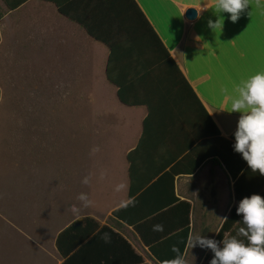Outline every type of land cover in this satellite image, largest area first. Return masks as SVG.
<instances>
[{"label":"crops","instance_id":"1","mask_svg":"<svg viewBox=\"0 0 264 264\" xmlns=\"http://www.w3.org/2000/svg\"><path fill=\"white\" fill-rule=\"evenodd\" d=\"M134 1L220 135L229 139L241 113L228 112V96L241 80L264 71V0L260 6L250 0L235 23L229 13H220L223 26L215 31L208 26L209 20L215 23L218 19L212 0ZM70 2L27 0L10 10L0 0V99H6L9 88L14 86L13 78L3 75L7 59L14 52L18 55L21 49L31 48L35 77H48L52 95L78 103L82 143L86 146L81 157H67L64 161L48 159L42 152V142H37L38 149L19 150L16 182L0 188V264H62L68 257L65 249L70 241H62L61 251L59 234L84 218L119 232L141 259L138 261L118 243L95 240L66 264H164L175 258L171 250L174 245L181 250L180 235L157 243L144 242L132 226L112 216L120 201L129 199L131 175L126 155L137 144L147 109L119 100L117 87L106 75L109 49L61 12L70 8ZM199 2L202 8L205 3L209 9L197 18L194 8L196 16L187 19L186 10ZM129 56L138 58L140 53ZM20 124L19 133L23 128ZM29 130L37 132L35 128ZM94 146L100 150L90 155ZM102 172L106 175L100 179ZM148 172L134 171V185L144 181ZM90 174V185H84L82 180ZM122 182L127 183V191L116 193L115 186ZM252 182L245 181L240 201L248 197ZM173 186L176 198L190 204L188 235L198 232L223 248V239L236 236L244 226L243 215H237L234 178L220 161L206 159L192 174L175 176ZM81 192L95 201V207L82 209L77 220L70 208L80 206L76 197ZM152 195L172 198L170 190H156ZM260 196L264 197V193ZM233 207V220L222 229ZM168 224L167 220L162 223L164 227ZM238 238L248 243L246 238ZM182 253L188 264H210L214 258L210 249L198 245L188 248L187 240Z\"/></svg>","mask_w":264,"mask_h":264},{"label":"trees","instance_id":"2","mask_svg":"<svg viewBox=\"0 0 264 264\" xmlns=\"http://www.w3.org/2000/svg\"><path fill=\"white\" fill-rule=\"evenodd\" d=\"M2 1L8 9L14 10L27 0ZM68 7L59 6L65 16L109 49L106 75L117 87L119 100L128 106L147 109L137 144L126 155L131 175L129 198H134L135 204L115 209L112 216L132 226L144 242L157 243L180 235L182 253L189 230L190 204L174 195L175 176L192 174L208 158L220 161L234 178L237 206L248 179L253 181L248 197L264 193V176L258 171L252 172L242 155L234 151L237 129L229 139L220 135L134 0H71ZM135 52H139L140 57L130 59L129 54ZM145 169L149 170L146 179L134 185V171L141 173ZM160 189L170 190L172 198L152 195ZM156 201L158 204L154 205ZM234 211L235 207L222 229L232 222ZM165 220L169 224L163 226L162 232L153 231L154 225H162ZM105 232L109 233L111 242L118 243L140 261L119 232L107 225L99 227L93 220L84 218L59 234L61 251L62 241H70L65 249L68 257L62 264L72 261L95 240H101ZM144 234L150 235L149 239Z\"/></svg>","mask_w":264,"mask_h":264},{"label":"clouds","instance_id":"3","mask_svg":"<svg viewBox=\"0 0 264 264\" xmlns=\"http://www.w3.org/2000/svg\"><path fill=\"white\" fill-rule=\"evenodd\" d=\"M199 2L195 8L197 18L199 14L209 9L204 3L201 7ZM257 6L261 5V0H255ZM213 10L218 15L215 23L211 20L208 26L213 29H222L223 17L220 13H229L230 20L235 23L240 18L241 13L250 5V0H212ZM222 21V23H221ZM225 93L228 89H223ZM230 100V111L241 113L238 120L237 130L234 133L235 144L234 151L240 153L242 158L247 162L252 172H259L264 176V71L243 79L237 84L228 96ZM98 146H94L90 155H95L99 151ZM106 173L102 172L100 179H103ZM84 185H90L91 174L82 180ZM127 183H119L115 186L116 193L126 192ZM76 199L80 202V206L72 205L70 208L73 216L79 220L81 218L82 209L95 207V201L90 199L87 193L81 192ZM135 204L134 198L121 200L119 207L126 208ZM243 215L242 224L237 231L236 236L223 239V248L218 247L217 241L204 238L198 232H190L187 237V247L192 249L197 245L202 249H210L214 253V258L210 264H264V197L253 194L245 197L239 202L237 215ZM163 225L157 224L153 226V231L162 232ZM238 237H244L248 241L245 244ZM104 243H110L111 237L105 232L100 237ZM172 252L176 253L175 258L164 261V264H188L186 254L181 253L180 249L175 245Z\"/></svg>","mask_w":264,"mask_h":264},{"label":"rangeland","instance_id":"4","mask_svg":"<svg viewBox=\"0 0 264 264\" xmlns=\"http://www.w3.org/2000/svg\"><path fill=\"white\" fill-rule=\"evenodd\" d=\"M20 51L18 55L14 52L9 56V63L3 69L4 76L13 78L14 86L9 88L6 99H0L1 189L9 186L10 181V184L16 182L19 150L38 149L37 142H42V152L48 159L64 161L67 157H81L86 148L82 143L78 103L52 95L48 77H41L39 70L40 77H35L32 49ZM19 124L23 127L21 133Z\"/></svg>","mask_w":264,"mask_h":264},{"label":"water","instance_id":"5","mask_svg":"<svg viewBox=\"0 0 264 264\" xmlns=\"http://www.w3.org/2000/svg\"><path fill=\"white\" fill-rule=\"evenodd\" d=\"M185 16L187 19L191 20L196 16V11L194 8H188L185 12Z\"/></svg>","mask_w":264,"mask_h":264}]
</instances>
